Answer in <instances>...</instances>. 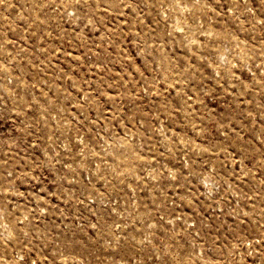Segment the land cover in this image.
Masks as SVG:
<instances>
[{
    "label": "rangeland",
    "instance_id": "rangeland-1",
    "mask_svg": "<svg viewBox=\"0 0 264 264\" xmlns=\"http://www.w3.org/2000/svg\"><path fill=\"white\" fill-rule=\"evenodd\" d=\"M0 264H264V0H0Z\"/></svg>",
    "mask_w": 264,
    "mask_h": 264
}]
</instances>
